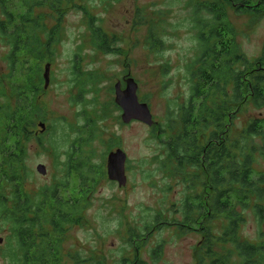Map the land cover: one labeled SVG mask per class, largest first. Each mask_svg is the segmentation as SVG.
<instances>
[{
	"label": "rangeland",
	"instance_id": "374dc122",
	"mask_svg": "<svg viewBox=\"0 0 264 264\" xmlns=\"http://www.w3.org/2000/svg\"><path fill=\"white\" fill-rule=\"evenodd\" d=\"M220 5L219 0H90L83 8L67 9L58 44L42 70L44 77L46 67L52 65L49 88L45 89L44 77L38 102L41 121L48 130L40 133L42 145L37 141L27 144V165L32 172L28 190L34 196L65 181L68 151L79 134L82 141L75 148L77 155L103 174L90 189L92 193L84 195L83 220L68 231L63 243L64 264H133L135 260L196 264V250L203 239L199 233L184 234L177 226L184 219L185 200L196 192L188 187L187 177L173 175L170 165L165 168L164 142L168 138L161 128L168 126L170 108L190 99L189 67L202 52L201 29L209 36L222 24L217 16L225 19L223 25L227 24L228 30H234L222 33L223 43L234 38L250 59L264 56V19L237 12L230 4ZM220 8L223 13H216ZM48 25L56 26L52 20ZM94 29L108 35V52L97 46ZM41 37L45 43L46 36ZM10 52V45L0 37L2 75L10 72ZM17 67L12 79L15 85L23 83L26 76L24 66ZM130 77L139 86V99L150 106L154 127L122 121L115 86L122 82L126 90ZM250 116L264 118V108H252L237 120L238 127ZM53 137L56 145L51 142ZM117 149L128 155L125 187L108 178V158ZM258 159L256 177L264 171V159ZM39 165L46 166L47 175L39 174ZM69 180L63 195L80 198V179L72 174ZM159 215L163 221L156 224ZM246 219L242 237L263 242L264 223H258L252 210L246 212ZM215 225L221 228L220 223ZM10 236L9 229L0 224V264H12V248L17 247L14 243L10 247Z\"/></svg>",
	"mask_w": 264,
	"mask_h": 264
},
{
	"label": "trees",
	"instance_id": "16d2710c",
	"mask_svg": "<svg viewBox=\"0 0 264 264\" xmlns=\"http://www.w3.org/2000/svg\"><path fill=\"white\" fill-rule=\"evenodd\" d=\"M86 1L90 0H0V37L11 47L10 72L0 74V224L11 233L10 247L13 243L17 247L12 248V264H64L68 231L83 220L84 195L92 193L103 175L77 155L79 134L68 151L65 181L35 196L28 190L32 172L27 144L42 145L38 102L44 91L43 64L55 51L67 9L83 8ZM219 4L264 19V0H219ZM19 7L24 11L18 12ZM217 17L222 24L209 36L201 29L202 52L189 67L190 99L170 108L168 126L161 125L168 138L165 168L170 165L173 175L187 177L188 187L196 192L185 200L184 219L177 222L184 234L199 233L203 239L196 264H264V241L241 235L249 210L259 224L264 223V171L256 177L258 158L264 159V118L250 116L241 128L237 124L252 108H264V56L250 59L234 38L231 44L223 43L222 33L234 30ZM49 20L56 26L49 28ZM94 36L97 46L108 52V35L94 29ZM19 64L26 76L15 85L12 79ZM51 142L56 145L54 137ZM72 174L80 179L82 195L66 199L63 193ZM162 221L161 215L156 217V224Z\"/></svg>",
	"mask_w": 264,
	"mask_h": 264
},
{
	"label": "water",
	"instance_id": "95a60500",
	"mask_svg": "<svg viewBox=\"0 0 264 264\" xmlns=\"http://www.w3.org/2000/svg\"><path fill=\"white\" fill-rule=\"evenodd\" d=\"M51 64L46 67L45 77V89L49 88L51 82ZM127 89L122 87V82L116 84V102L122 109L123 116L122 121L124 124L129 125L133 121L147 124L149 127L155 126V120L153 113L148 103L139 99V86L134 78L130 77L126 81ZM39 127L41 132H46V123H40ZM128 155L122 149H117L116 152H112L108 158V178L111 181L119 183L120 187H125L128 184L127 171ZM37 171L41 175H47L48 169L45 165H39Z\"/></svg>",
	"mask_w": 264,
	"mask_h": 264
}]
</instances>
